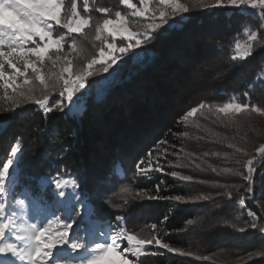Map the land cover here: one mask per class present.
<instances>
[{
    "label": "snow or ice",
    "instance_id": "1",
    "mask_svg": "<svg viewBox=\"0 0 264 264\" xmlns=\"http://www.w3.org/2000/svg\"><path fill=\"white\" fill-rule=\"evenodd\" d=\"M120 3L132 9V12L126 16L117 10L114 13L115 19L103 18L97 21L94 41L99 44H93V47H99V51L91 58H86V63H78L82 49L72 34L81 33L89 26L92 17L81 16L77 0H71L70 7H65L63 0H0V91L3 93L2 99L6 101L3 107H0V127L11 126L17 119H25L30 111L26 105L31 102L39 109L45 125L35 129L29 126L26 131H35L36 141L53 138L50 135L53 133L58 138L61 133L58 128H52L53 120L63 119L66 123L72 124L79 115L84 98L91 95L90 90H95L97 85L107 90L113 101H116L117 97L113 93L120 86L114 81H109L108 76H111L119 66L118 62L130 51L140 48L142 44L155 39H169L170 35L174 34V26L185 19H190L185 14L193 9L201 11L229 9L233 10V16L258 17L255 21V30L248 25H241L247 33L248 40L244 45L236 43L228 57L233 74L242 71L239 62H247L249 58L254 60L257 56L264 57V0H187V2L155 0L151 10L147 7L148 0H140V7L130 0H120ZM90 7L88 0H84L85 13H89ZM248 9L253 11L249 12ZM95 11L111 15V9L107 7H96ZM128 16L144 17L147 22L140 26L143 30H129L125 27ZM57 28L64 31L59 32ZM170 29H173V33H170ZM118 36L126 42L123 46L117 43ZM217 47L209 44L201 46L199 37L186 39L179 50L180 54L174 58V63L181 71L173 82V90L204 92L208 77L201 72L193 71L198 65L205 66L206 70H214L216 75L212 79H219L222 70L214 67V50ZM198 53L206 55L198 58L196 55ZM92 77L96 79L89 82ZM37 85L39 96L34 95ZM253 86H256V82L244 85L245 88ZM258 86L264 87V67L261 68ZM54 93L58 94L59 99L50 103L51 94ZM243 95L251 99L247 91ZM53 113L58 115H50ZM196 113L205 118L215 117L225 126L240 127L243 123L242 118H249L253 113L264 116V106L241 103L236 96L229 97L223 103L203 99L188 108L180 117V121L186 125L194 123L199 128L198 122H191L189 119ZM71 135L75 139L76 132L73 131ZM24 139L23 135L17 134L8 155L0 159V264H102V262L114 264L108 259L109 253L119 255L124 264H142L140 261L142 255L164 256L167 253L181 257L192 255L182 248L174 247L171 242H166L158 234L156 224L151 225L150 233L145 234L143 230L139 233L133 232L126 227L128 216L120 214V211L114 215L106 211L108 208L123 210L128 204L127 197L123 204H115L110 203V196L104 192L85 195L84 187L92 183V174L87 165L75 169L72 173H68L65 167L55 175L50 173L44 175L36 182V193L28 191L17 196V189L24 179H36L27 177L24 173ZM28 139L31 140L32 137L29 136ZM168 144L166 138L157 139L145 155L138 156L134 161L136 169L134 177L150 178L152 172L163 174L165 169L157 153L163 150L167 155L168 148L165 145ZM69 147L74 148L75 145L69 144L63 151L67 152ZM228 147L235 149L234 154L247 155L236 145L229 143ZM257 151L262 158L260 163L264 164V146ZM173 154L178 155L175 152ZM237 163L239 167L223 168L220 172L239 177L241 182L239 184L231 181L211 182L215 188L221 189L215 197L208 194L189 198L182 195H146L147 189L137 191L135 195H144V198L150 200H175L182 203L189 200L193 203L208 201L210 203L207 207L210 209L212 219H206L209 216L206 212L197 219H188L186 222L188 226L207 222L209 227L220 230L233 229L239 233H244L250 228L256 230L261 241H264V184L258 192L255 157ZM181 166L178 160L175 167ZM196 167L199 168L200 165L197 164ZM212 171L217 172V169L213 167ZM170 175L181 181L193 179L175 171ZM260 175L264 177V172ZM198 182L209 183L205 180ZM116 183L119 182L113 183L112 191L115 190ZM121 191L130 195L132 189L125 186ZM159 191L160 186L156 185V192ZM234 193L238 197L241 210L239 215H243V210L247 208L250 222L245 227L238 226L235 222L239 216L230 219L227 215ZM250 200L262 202L259 214L248 208ZM30 211L35 212L34 220L29 216ZM167 219L165 216L164 221ZM132 257H135L134 261L130 259ZM198 259L209 260L210 257L203 256ZM220 264L228 262L221 260ZM235 264H264V243Z\"/></svg>",
    "mask_w": 264,
    "mask_h": 264
},
{
    "label": "trees",
    "instance_id": "2",
    "mask_svg": "<svg viewBox=\"0 0 264 264\" xmlns=\"http://www.w3.org/2000/svg\"><path fill=\"white\" fill-rule=\"evenodd\" d=\"M63 2L65 7H70L71 0ZM88 2L91 7L89 13H85L84 0H77L78 11L81 16L90 15L92 20L80 35L72 34L82 49L78 62L83 60V63L87 62L86 53L93 55L99 50V47H93V44H99L94 41L96 22L103 18L113 19L115 11L124 12L125 8L120 0ZM96 7L111 9V15L96 12ZM232 12L233 10L229 9L215 11L197 9L186 14L190 19H185L175 26L174 34H171L169 39H155L142 44L140 58L122 63L109 76V81H114L120 86L113 93L117 100L113 101L109 92L97 85L95 90H90L91 95L84 98L79 115L72 124L66 123L63 119L51 122L52 128L60 130L61 135L58 138L53 133L50 134L53 138L36 141V132L26 131L29 126L35 129L45 125L37 106L29 102L26 107L30 111L25 119H17L11 126L0 127V159L10 152L14 137L17 134L23 135L24 173L27 177L36 178L24 179L17 189V196L28 191L36 193V182L44 175L49 173L55 175L65 167L68 173H72L75 169L87 165L92 174V183L84 187L85 195L104 192L110 196V203L115 204H123L127 197V208L123 210L108 208L106 211L113 215L120 211V214L128 216L126 223L128 229L136 230L137 227L145 234L152 231V224H156L158 234L166 242L192 253L184 257L174 253H167L164 256L144 255L140 259L142 264H209L211 262L208 260L198 257L222 253L227 249L232 250L228 261L230 264L242 253L248 254L256 250L264 241H261L260 234L253 229L249 228L246 232L239 233L233 229L220 230L209 227L207 222L194 226L186 224L188 219H197L199 214H204L203 210L209 213L208 218L211 216L207 207L210 203L208 201L193 203L189 200L182 203L175 200H150L144 198V195H135L137 191L147 189L146 195H182L185 198L201 194L213 196L221 189L215 188L211 182L231 181L236 184L241 182L239 177L222 174L220 169L239 167L237 161L242 163L252 157H255L257 167L258 192L264 184V177L260 175L264 172V164L260 163L262 158L257 151L264 146V116L253 113L249 118H242L243 123L240 127L225 126L215 117L205 118L200 113L189 118L191 122H198L199 128L194 123L186 125L180 121V117L188 108L203 99L221 103L226 102L229 97L236 96L241 103L264 106V87L258 86L261 68L264 67V57L257 56L254 60L249 58L247 62H239L242 71L235 74L232 71V64L226 61L228 58L226 43L230 44L241 36L244 29L241 27L242 24L253 26L256 21L255 16H233ZM169 31L173 33V29ZM197 37L201 38V46L203 44L218 46L214 50V67L221 69L222 75L219 79L213 80L215 71L206 70L205 66L198 65L193 71L201 72L208 77L205 82L206 90L199 93L174 91L173 82L181 71L174 63V58L180 54L179 50L186 39ZM205 37L211 39H203ZM196 55L201 58L206 54ZM249 82H256V86L245 88L244 85ZM37 87L35 96L40 95L39 86ZM246 91L251 97L250 100L243 95ZM219 93L226 95H218ZM2 96L3 93L0 91V107L6 103ZM56 99H59L58 94H51L50 103H54ZM185 101L188 103L185 104ZM73 131L76 132L75 139L71 135ZM29 136L32 137L31 140L28 139ZM165 138L169 141V144L165 145L168 154L165 155L163 150L157 153L165 169L164 173L152 172L150 178L134 177L136 171L134 161L137 157L145 155L157 139ZM229 143L241 148L247 155L234 154L235 149L228 147ZM69 144L75 147H69L67 152H64L63 148ZM178 160L181 167H175ZM155 162L153 157V164ZM197 164L200 165L199 168L196 167ZM213 167L217 172L212 171ZM173 171L191 176L193 179L181 181L170 175ZM200 180L209 183L201 184L198 182ZM116 181L119 183H116L115 190L112 191L113 183ZM126 185L131 187L132 193L123 197L121 189ZM156 185L160 186L158 193ZM48 198L51 200L50 196ZM237 204L238 197L234 193L227 215L230 219L239 216L235 222L238 226L245 227L247 223L242 222L243 218L236 212ZM248 208L254 211L252 207ZM260 208L262 210V207ZM165 216L168 217L166 221ZM208 218L207 220L212 219Z\"/></svg>",
    "mask_w": 264,
    "mask_h": 264
},
{
    "label": "rangeland",
    "instance_id": "3",
    "mask_svg": "<svg viewBox=\"0 0 264 264\" xmlns=\"http://www.w3.org/2000/svg\"><path fill=\"white\" fill-rule=\"evenodd\" d=\"M64 1V0H63ZM130 2H132V3H134L137 7H140V0H130ZM181 2H187V0H181ZM155 3V0H148V4H147V7L151 10V8H152V6H153V4ZM215 10H217V9H212L211 11H215ZM248 10H250V11H253V10H251V9H248ZM194 11H197V9H193L191 12L193 13ZM200 11V10H199ZM130 12H132V9H129V8H127L126 6H125V8H124V12H122V13H124L126 16H127V14L128 13H130ZM63 14L64 13H62V11H61V15L63 16ZM149 15H150V12H149ZM186 15V14H185ZM113 19H115V17L113 18ZM254 19H258V17H256L255 16V18ZM147 21H146V19L144 18V17H134V16H128L127 17V20H126V23H125V27H127V28H129V30H133V29H139V30H143L142 29V27H140L141 25H143L144 23H146ZM180 23H177L175 26H178ZM174 26V27H175ZM250 27H252L253 28V30H255V24H253V26L251 25ZM85 29V28H84ZM83 29V30H84ZM82 30V31H83ZM57 31H59V32H62V31H64L63 29H59V28H57ZM82 31H81V33H82ZM81 33H79V35L81 34ZM73 34H78V33H73ZM248 40V37H247V33H246V31L243 29V31H242V34H241V36H239V37H237L232 43H230V44H227L226 43V47H227V55H228V57H229V55L232 53V51H233V49H234V46H235V44L236 43H240L241 45H244L245 44V42ZM117 43L118 44H120L121 46H123V43H126V42H123L122 41V38L121 37H117ZM98 45V44H97ZM142 50V48L140 47V48H138V49H134V50H132V51H130L125 57H124V59L123 60H121V61H119L118 62V64L119 65H121L122 63H125V62H129V61H134L136 58L138 59V58H140V51ZM99 51V50H98ZM98 51L96 52V53H98ZM86 55L88 56L87 58H91V56H92V54L90 53V55H89V52L88 53H86ZM226 61H228V58H226ZM78 62V61H77ZM78 63H83V60H80ZM107 75V74H106ZM92 79H96V77H92V78H90L89 79V82L92 80ZM108 79L110 80V78H109V76H108ZM38 88V87H37ZM221 103H223V102H221ZM238 183V182H237ZM126 186H128V185H126ZM129 187V186H128ZM131 188V187H130ZM24 193H26V192H22L21 193V195H23ZM123 193V192H122ZM132 193V192H131ZM127 195H129V194H125V193H123V197H125V196H127ZM214 197H215V193H214V195H213ZM238 206H236V207H238L237 208V210H236V212H238V214L240 213V207H239V204H237ZM248 206H250V207H252L253 209H254V211L255 212H258V213H260L261 212V208L260 207H262V203H258L256 200H250V201H248ZM128 207V204L124 207V208H127ZM203 212H205L206 213V211H204L203 210ZM202 212V213H203ZM204 213V214H205ZM204 214H199V216H203ZM29 216H30V218L31 219H35L36 217H35V212L34 211H30V213H29ZM208 218V217H207ZM206 218V219H207ZM209 218H212L211 216L209 217ZM208 218V219H209ZM241 218H243L242 219V222H245V223H248V222H250V218L247 216V209H244L243 210V215H241ZM19 222H21V221H18V223ZM204 225V224H203ZM136 230H134V229H129V230H131V231H133V232H137V233H139V232H141L140 231V229H138L137 227L135 228ZM254 230V229H253ZM254 231H256V230H254ZM148 247H151V246H148ZM231 251L232 250H224L222 253H217V254H214V255H210L209 254V256L208 257H210V259L208 260L209 262H211V263H209V264H213V262H214V264H220V261L221 260H225V261H229V259H230V257H229V255H231ZM230 253V254H229ZM144 255H142L141 257H140V259L143 257ZM247 256V254H241V255H239L238 257H236V258H234L235 259V261L233 262L232 261V263H230V264H235V262H237V261H240L241 260V258H243V257H246ZM108 259H110V260H112L113 262H114V264H124V260L119 256V255H117V254H115V253H109V255H108ZM131 260H135V257H132V258H130ZM212 260H213V262H212ZM215 260V261H214ZM102 264H106V262H102Z\"/></svg>",
    "mask_w": 264,
    "mask_h": 264
}]
</instances>
